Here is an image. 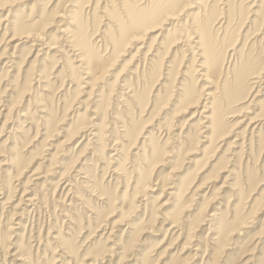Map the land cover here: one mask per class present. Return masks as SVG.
<instances>
[{
	"label": "rangeland",
	"instance_id": "obj_1",
	"mask_svg": "<svg viewBox=\"0 0 264 264\" xmlns=\"http://www.w3.org/2000/svg\"><path fill=\"white\" fill-rule=\"evenodd\" d=\"M0 264H264V0H0Z\"/></svg>",
	"mask_w": 264,
	"mask_h": 264
},
{
	"label": "bare ground",
	"instance_id": "obj_2",
	"mask_svg": "<svg viewBox=\"0 0 264 264\" xmlns=\"http://www.w3.org/2000/svg\"><path fill=\"white\" fill-rule=\"evenodd\" d=\"M27 36H28V35H27ZM37 36H39V35H37ZM21 37H23V36H21ZM28 37H29V36H28ZM32 37H33V36H32ZM29 38H30V37H29ZM38 38H39V37H38ZM132 38H133V37H132ZM12 39H13V38H12ZM12 39H10V40L12 41ZM33 39H34V38H33ZM35 39H36V38H35ZM13 40H14V39H13ZM43 45H44V43H43ZM47 45H48V44H47ZM47 45H46V46H47ZM43 48H45V47H43ZM46 48H47V47H46ZM51 49H53V48H51ZM79 59H80L79 61H81V58H80V57H79ZM196 102H197V101H196Z\"/></svg>",
	"mask_w": 264,
	"mask_h": 264
}]
</instances>
